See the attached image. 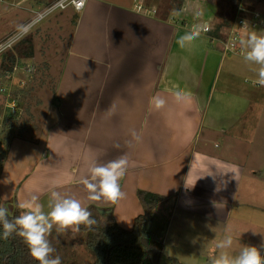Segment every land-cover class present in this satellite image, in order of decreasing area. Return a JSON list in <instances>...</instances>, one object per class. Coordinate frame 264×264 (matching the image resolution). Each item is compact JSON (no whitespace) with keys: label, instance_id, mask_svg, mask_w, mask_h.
Segmentation results:
<instances>
[{"label":"crops","instance_id":"0c3cea01","mask_svg":"<svg viewBox=\"0 0 264 264\" xmlns=\"http://www.w3.org/2000/svg\"><path fill=\"white\" fill-rule=\"evenodd\" d=\"M127 3L88 0L77 13L42 131L7 147L0 201L15 197L19 205L36 195L38 202H50L52 191H59L87 208L109 210L121 229H129L142 214L135 194L145 190L166 198L152 212V222L163 220L157 235L164 247L172 226L182 221L186 225L171 244L193 247L198 257H209L224 230L241 247L260 246L264 86L252 83L259 65L225 55L220 41L204 32L181 46L189 28L155 18L145 3L140 5L148 12L134 8L138 1ZM261 3L249 7L263 17ZM9 12L17 10L0 2V44L28 21L17 22ZM214 13L206 0H182L170 15L185 25L208 26ZM254 31L264 35V27ZM155 97L165 99L163 107L155 106ZM123 153L130 158L121 181L124 198L89 200L83 180L91 163Z\"/></svg>","mask_w":264,"mask_h":264},{"label":"rangeland","instance_id":"374dc122","mask_svg":"<svg viewBox=\"0 0 264 264\" xmlns=\"http://www.w3.org/2000/svg\"><path fill=\"white\" fill-rule=\"evenodd\" d=\"M30 1L33 7H31L29 3L25 5L26 9H32L34 12H38L40 9L49 5L54 0ZM121 1L128 2L127 4H132L133 1H138L139 4L145 3L147 6H151L150 8L155 10V13L156 10H165L166 7L169 6V4H171V6L177 4L172 0ZM257 1L258 0H242L243 3H240V7H243L244 10H239L238 15H244L248 17V11L250 12L254 9H251L249 7V4L253 5ZM111 2H113V0H111ZM262 3L259 4L260 8L258 10L261 14L264 15V5H262ZM9 14L13 17H16L18 19L17 22H25L31 19V17L33 16V13L28 10H20L16 13L14 12V15L10 12ZM65 14L70 15V18H67ZM76 19L77 13L69 8L62 11L54 10L43 17V19H41L39 22L32 25L29 28L30 30L26 31V33L24 32V34H22L19 38L12 41V37L9 40L1 42L0 89L4 88V92L0 93V165L7 153V147L12 140L36 139L40 134V131H42L41 126L46 116L48 110L47 108L53 100V87L55 86V83L60 76V69L67 52L66 49L72 33V26ZM262 20L264 22V16L262 17ZM196 23L200 24L197 21ZM191 25L192 24H189L188 27ZM18 34L21 33H19L18 31ZM18 34H16L15 36H17ZM25 36L33 37V57L31 58H24L13 49L14 44ZM218 44L217 46L220 47L221 44ZM212 45L207 43L206 47L210 50H215V48H217L216 45ZM221 48L223 51V46H221ZM3 55H5L6 57L13 55L15 57V62H6L3 65L4 67L1 68V59ZM36 70L38 71V73L34 75ZM244 77L245 76L243 75L240 76V78L242 79H244ZM242 79H239V81L242 82ZM250 84V80H247V85L250 86ZM12 102H15V104L17 105L15 108H12L10 106ZM25 108L27 110H24ZM13 109H17L18 115L20 114L19 118H16L15 120H17L19 123H21V121H26L23 129L18 127V125H13L12 122H9L10 120H14V116L12 115ZM119 201H121V199H119ZM39 203L44 205V211L46 213L50 211V208L48 207L49 201L47 198L44 197L39 201ZM1 206L7 208L6 204H2ZM163 211L166 212L167 209H163ZM163 214L164 213L161 212L159 217H163ZM155 217H157L156 220H158L157 212L155 214ZM162 222V219L160 223L158 222L157 224L155 222H152V232L157 237L158 232L160 233L161 229H163L162 227H164ZM181 224H183L184 227L186 225V222L182 221ZM181 224L180 222H177L174 226H172L173 236L169 238L170 241L169 239L166 241V245L159 261L160 264H171L169 260L170 258L178 261L180 264H208L210 262V258L216 256L221 251V249H218L216 247L217 242H214L215 249L211 252L209 257H198V255H196L197 253L192 252V250L194 249L193 247H182V242L177 243L174 241L175 244H171V240H173V238L178 239V234L182 229V227L180 229ZM191 229H193V227H191ZM225 234L226 231L224 230L223 236ZM84 236L85 232L79 231L78 233H73L71 230H68L66 232H58L54 227L50 236L48 237L51 241L52 246L56 249V252L53 255L58 254L61 257L62 264H91L93 261L92 255L90 251H88V249H86L85 247ZM263 239L264 233H262L260 236V243L263 242ZM233 244H236V248L228 251L230 252V254L236 255L241 248L237 238L234 240ZM241 244H245L244 240H241ZM262 255H264V249H262ZM132 257L133 255L131 254H123L120 256H116L114 260L112 259L111 263L132 264Z\"/></svg>","mask_w":264,"mask_h":264},{"label":"clouds","instance_id":"9594fccd","mask_svg":"<svg viewBox=\"0 0 264 264\" xmlns=\"http://www.w3.org/2000/svg\"><path fill=\"white\" fill-rule=\"evenodd\" d=\"M86 0H78L77 10L84 7ZM205 23L195 24L179 39L181 46L197 39L201 32L208 31ZM241 45L246 48L244 60L250 64L259 65L256 78L252 83L264 86V35L257 31L247 34L246 39L241 40ZM155 106L161 108L166 103L165 99L155 97ZM127 153L119 155L106 163L93 161L89 167V176L85 177L83 184L88 190V199L91 201L108 200L116 202L124 198L121 181L125 177L129 167ZM24 211L22 214L9 217L8 209L0 207V226L3 228L4 239L14 234L21 237L27 245L31 257L38 264H62L61 257L53 255L56 249L52 246L49 236L56 228L58 232L71 230L73 233L80 231L83 225L89 231L94 230L98 221L93 218L91 211L82 205L81 201L70 195H63L59 191H52L48 207L49 212L44 211V205L38 202L36 195L30 196L25 202L18 205ZM255 234V232H254ZM232 233L226 232L216 247L221 251L210 258L209 264H264V242L260 246L244 245L238 254L232 255L228 251L233 245Z\"/></svg>","mask_w":264,"mask_h":264},{"label":"trees","instance_id":"16d2710c","mask_svg":"<svg viewBox=\"0 0 264 264\" xmlns=\"http://www.w3.org/2000/svg\"><path fill=\"white\" fill-rule=\"evenodd\" d=\"M177 4L171 6L169 4L163 11H157L154 17L164 21H171L174 24H179L183 27H188L189 24L184 21L172 19L170 13L179 10L182 0H172ZM264 2V0H259ZM208 4L215 8L213 22L208 26L209 30L206 33L208 40H217L223 42L231 28L234 18L239 13V5L241 0H206ZM155 11V10H154ZM33 37L25 36L14 44V51L18 52L24 58L33 57ZM1 68L6 62H15V57L2 56ZM38 71L36 70V75ZM55 87V86H54ZM53 87V89H54ZM55 89L53 90V92ZM24 110H27L26 108ZM28 112V111H27ZM14 116V120L9 122L13 125H18L21 129L25 126V122L19 123ZM18 138V137H17ZM138 203L141 206L142 214L135 217L133 226L130 230L121 229L115 222L111 212L101 215L97 207L89 206L93 218L98 223L94 226V230L89 231L83 225L80 226V231L85 232L84 244L86 249L92 255L91 264H112V259L123 254H131L132 264H160V258L164 250V242L152 232V212L166 199L164 196H159L145 190H138L135 194ZM7 206L9 217L14 218L22 214L24 211L20 209L16 203L15 197H12L5 203L0 201L1 205ZM3 228L0 226V264H38L29 252L24 240L18 235H13L7 239L2 236ZM115 256V257H114ZM171 264H180L178 261L170 258Z\"/></svg>","mask_w":264,"mask_h":264},{"label":"built area","instance_id":"2783aa9c","mask_svg":"<svg viewBox=\"0 0 264 264\" xmlns=\"http://www.w3.org/2000/svg\"><path fill=\"white\" fill-rule=\"evenodd\" d=\"M88 0H86L85 4ZM0 2L5 3L10 10L13 11H20V10H28L33 13V16L31 19H29L24 25L20 27L19 33H24L25 30L29 29L32 25L39 22L43 17H45L47 14L51 13L54 10H66L71 9L75 13L81 12V10H77V3L78 0H54L49 5L43 7L38 12H34L31 9H26L27 4H29L30 0H0ZM84 4V6H85ZM134 8L138 11H145L148 12V9H145L140 4L135 5ZM152 14H155V11H151ZM249 16L246 17L244 15H237L234 18L233 23L231 24V28L227 34L226 39L223 42H220L221 46H223V53L225 55L229 56H242L244 57V53L246 51V48L241 45V40L246 39V35L250 31L254 30H260L264 27V22L262 20V17L257 12L248 13ZM193 25L187 27L191 29ZM209 29V27H208ZM204 33H207V31H203ZM21 34H18L17 36L12 38V41L16 38H19ZM4 88L0 89V93H3ZM12 108H15L17 105L15 102H12L10 105ZM13 116L18 115V110L13 109Z\"/></svg>","mask_w":264,"mask_h":264},{"label":"water","instance_id":"95a60500","mask_svg":"<svg viewBox=\"0 0 264 264\" xmlns=\"http://www.w3.org/2000/svg\"><path fill=\"white\" fill-rule=\"evenodd\" d=\"M110 211L109 210H103V211H100L99 213L101 214V215H103V214H106V213H109Z\"/></svg>","mask_w":264,"mask_h":264}]
</instances>
